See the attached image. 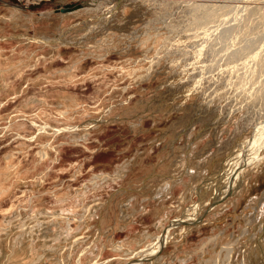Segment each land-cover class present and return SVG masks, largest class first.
<instances>
[{
  "label": "rangeland",
  "instance_id": "obj_1",
  "mask_svg": "<svg viewBox=\"0 0 264 264\" xmlns=\"http://www.w3.org/2000/svg\"><path fill=\"white\" fill-rule=\"evenodd\" d=\"M263 49L264 0H0V264H264Z\"/></svg>",
  "mask_w": 264,
  "mask_h": 264
},
{
  "label": "bare ground",
  "instance_id": "obj_2",
  "mask_svg": "<svg viewBox=\"0 0 264 264\" xmlns=\"http://www.w3.org/2000/svg\"><path fill=\"white\" fill-rule=\"evenodd\" d=\"M22 3H23V5H28V4H30V3H38V1H40V0H20ZM83 3V2H82ZM95 10V9H94ZM57 11H59L60 13H68V15H69V13L71 14H77L78 12H77V10H75V9H71V8H68V9H65L63 6H61V8H59ZM78 11H80V10H78ZM77 12V13H76ZM258 16V15H257ZM26 38H28L30 41L31 40H33L35 43H41V44H51V43H53V42H55L54 40H52L51 38H49V37H41V38H29V37H26ZM261 47V46H260ZM255 50V49H254ZM258 50V49H257ZM262 50V49H261ZM264 50V49H263ZM262 52V51H261ZM258 57H260V56H258ZM252 65V64H251ZM254 65V64H253ZM249 66V65H248ZM250 67V66H249ZM253 68V67H252ZM252 70V69H251ZM247 71H248V69H247ZM250 71V70H249ZM247 73V72H246ZM249 73V72H248ZM251 73V72H250ZM249 73V74H250ZM262 74V73H261ZM263 84H264V82H263ZM263 87V86H262ZM261 90H263V88H261ZM262 92V91H261ZM262 95H264V94H262ZM260 137V136H259ZM263 141V140H262ZM253 143V142H252ZM254 143H255V141H254ZM257 146V145H256ZM259 146V145H258ZM256 150H258V149H256ZM257 154V153H256ZM255 157V156H254ZM264 199V198H263ZM261 201H264V200H261ZM260 201V202H261ZM259 206H260V211L258 212V211H256V213H255V215H254V219H256L257 218V215H262L263 213H264V204H259ZM194 208V207H193ZM195 209V208H194ZM184 218L185 217H183V220H184ZM182 219V218H181ZM180 222V221H179ZM179 222H176V225H178L179 224ZM183 221H181V223H182ZM181 223L179 224V225H181ZM165 234V233H164ZM164 236V235H163ZM163 236H160V238H159V240H158V242H160V240L161 239H163ZM16 243V242H15ZM14 243V244H15ZM20 243V242H19ZM17 244V243H16ZM156 244V241H155V243H153V244H151L150 246V248H148V251L149 250H151L152 248H153V246ZM18 246V245H17ZM19 248V249H18ZM18 248H17V251L16 252H14V256L16 257V256H18V255H20V254H22V252L24 251H26V246H24L23 244H20L19 246H18ZM13 250L15 251L16 249L15 248H13ZM143 251V250H142ZM141 252V251H140ZM12 253H13V251H12ZM139 255V254H138ZM142 262V261H141Z\"/></svg>",
  "mask_w": 264,
  "mask_h": 264
},
{
  "label": "water",
  "instance_id": "obj_3",
  "mask_svg": "<svg viewBox=\"0 0 264 264\" xmlns=\"http://www.w3.org/2000/svg\"><path fill=\"white\" fill-rule=\"evenodd\" d=\"M65 9H68V8H71V6L70 5H65V6H63Z\"/></svg>",
  "mask_w": 264,
  "mask_h": 264
}]
</instances>
